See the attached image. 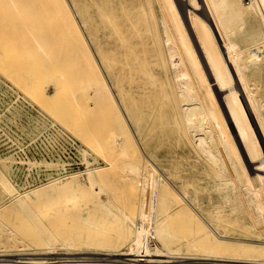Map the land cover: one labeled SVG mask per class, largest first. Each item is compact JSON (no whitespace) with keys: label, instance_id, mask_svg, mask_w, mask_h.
I'll return each mask as SVG.
<instances>
[{"label":"rangeland","instance_id":"obj_1","mask_svg":"<svg viewBox=\"0 0 264 264\" xmlns=\"http://www.w3.org/2000/svg\"><path fill=\"white\" fill-rule=\"evenodd\" d=\"M147 1L153 8L157 32L156 43H158L154 51L158 52L159 61L158 66L153 69L157 85L149 83L150 87H136L137 83L134 80L125 81L122 87L117 86L116 76L106 68L103 56L98 52L95 41L90 35L94 26L91 25L92 28L83 22L74 0H62L60 3L68 8L67 16L56 14L49 5L45 7L37 5L38 7L34 8L30 5L18 6V8L0 5V118L13 117L17 120H25L29 134L39 129L41 120L42 124L56 125L63 135L74 139L81 148L80 166L64 173L61 172L60 166L48 163L46 164L48 177L32 187H21L16 184L11 157L0 153V175L7 179L13 188L12 194H9L0 185V229H2L0 254L12 256L22 252H48L51 255L15 257L65 258L81 256L63 255L65 252L92 253L93 251L73 250L67 252L60 245H56L52 251L42 250L45 246L41 245L16 249L8 247L7 241L18 240L19 244L28 245L29 242L22 235L25 231L38 232L39 230L32 225L39 223L40 217L44 215L48 218L59 216L54 213L55 204L46 206L43 203L42 211L35 213L33 219H28L24 212L13 208L14 194L32 192L48 184H63L70 180L71 176L75 177L74 184L90 189L87 171L102 168H105L106 172L101 190H98V184L94 181L91 188L97 194L95 193L88 203L85 200L75 201L67 210V214L60 216V220L57 221L70 225H85L90 224L92 214L95 215L98 219L95 229L113 242L105 244L104 247L95 246L103 249L94 252L99 254L96 255L97 257H111L109 254L119 253L115 250L120 249V246H114V241L125 228L122 214H129L133 216L134 221H137L138 205L136 204H139L143 207L141 212L144 216L154 215L151 212V209H154L151 203H155L158 195L152 179L155 174L160 175V180L182 200V211L178 214L173 213L175 203H171L169 207L164 206L167 230L173 240L172 248L193 239L204 230H208L211 237L219 241L227 240L264 247V145L258 141L249 153V157L254 160L253 164L243 171L236 172L242 174L246 171L252 172V178L246 182V188L250 186L248 191L254 197L251 200L247 190L243 188L242 180L246 179L245 176H236L235 171L224 166V157L218 153L219 142L225 132L224 118L215 115L209 123L206 144H196L192 132L187 128L185 115L188 106L183 97V89H186L189 91L190 102L203 118L206 114V105L212 107L221 99L218 96H215L216 99L213 98L206 77L197 65L188 44L190 38L199 39L208 34L209 25L220 20L229 31L225 32L227 37L237 39L232 47L238 52L239 66L246 74H255L261 80V87L253 98L258 114L264 116V25H262L264 17L261 18L254 0H165V7L161 5L160 0ZM38 2L43 3V0ZM230 2L234 3L236 9L239 6L244 9L241 23L234 26ZM172 12L175 13L174 20H170L173 17ZM142 15L145 19L139 29H145L150 22L151 12L148 6L142 10ZM66 17L71 18L72 21L68 19L67 23H64ZM170 21L173 27L168 29ZM65 24L77 28L82 46L70 42L71 32ZM249 32L258 34L243 40ZM212 35L214 36V33ZM103 37L99 35L97 41L106 48ZM256 39L259 40L254 43ZM150 40L152 38H146V41ZM209 42H211L210 37L206 39L204 46L211 59L214 76L222 84L221 74L226 73L225 65L220 54L211 48ZM77 47L81 50L83 47L85 53L89 54L93 69L97 70L106 87H78L80 82L74 81L78 73L75 66L78 63L68 58L59 60V56L67 57L68 53L69 56L73 55ZM16 62L20 63V68H16ZM14 68H16L15 72H13ZM22 76L28 79L29 83L26 86L23 85V79H20ZM141 77L147 76L141 73ZM64 81L70 82L69 87H64ZM48 94H56L60 101H66L73 116L67 117L65 122L58 121L48 111L46 102ZM94 94L99 96L95 97ZM137 112L140 116H144L143 120H135ZM231 115L241 117L238 109ZM174 118H177L179 131L172 123ZM161 120V125L164 126L162 131L160 127L156 128V124ZM73 121L79 124L84 134H94L95 138L100 139V146L94 143L87 144L83 135L81 136L73 127ZM5 126L6 130L10 129L8 125ZM113 128H117L118 134L115 138L118 141L117 144L110 145ZM122 150L128 153L127 158L121 154ZM62 153V156H67L65 151L62 150ZM110 161H113V164L107 168L106 163ZM130 162L141 165L143 169L130 175L125 169ZM144 175L148 177V182H145ZM251 183H255V186H251ZM239 188L241 191L238 190ZM147 199L151 202L148 204L149 207L145 204ZM46 202L52 204L53 201L47 199ZM104 203H110V212L107 210L105 212L103 208L96 206ZM35 207L39 208L37 205ZM89 229H91L90 225L86 230ZM185 249L187 254L171 251L162 254L160 258L214 256L218 259L221 256L219 259H236L226 254L223 257L222 254H212V256L205 252L199 254L190 252L188 247ZM132 252L137 255L147 254L143 245L135 247ZM170 255L173 258L169 257ZM165 256L167 258H164ZM246 258L242 257L241 260H251ZM7 261L0 260V264L15 262L20 264L19 262L27 260ZM44 261L56 260L44 259ZM70 262L81 261L70 260Z\"/></svg>","mask_w":264,"mask_h":264},{"label":"bare ground","instance_id":"obj_2","mask_svg":"<svg viewBox=\"0 0 264 264\" xmlns=\"http://www.w3.org/2000/svg\"><path fill=\"white\" fill-rule=\"evenodd\" d=\"M61 1L62 0H43V3H39L38 0H0V5L12 8L27 5H30V7L33 8L38 7L37 5H43L44 7L49 5L54 9V11H56V14H63L64 16H67L69 10L65 5L60 4ZM254 1L253 2L257 6L256 8H258L260 12L259 14L261 15V18L264 17V0ZM74 3L76 4V8L80 16H82L81 18L83 22L90 27H92L91 25L94 26V28L92 27L93 29H91L92 32H90V35L95 41L98 52L103 56L102 58L105 61L106 68L110 70L114 76H116L115 81L117 86L122 87L125 81L127 82L132 80L136 81V87H150L148 86L149 83L156 86L157 83L154 77L153 69L158 66L159 62L157 59L158 52L154 51L155 46L158 43H156V23L153 15V8L151 7L150 2L147 0H74ZM160 3L165 7V0H160ZM146 6L149 7L151 12L150 22L147 23L145 29H139V26H141L143 20L145 19L142 15V10L146 9ZM230 6L232 17H234V23H232L234 26V24L241 23L244 9L241 6H239L238 9L234 8L233 2H230ZM172 15L173 17L170 20H174L175 18V13ZM68 19L66 17V19H64V23H67ZM69 20L72 21L71 18ZM262 21H264V19H262ZM170 23L171 24L168 26V29L171 26L173 27L172 21H170ZM67 26L68 25H66V27ZM209 26L210 32L208 34L199 39L190 38L188 40V44L196 59L197 65L201 68L206 77V82H208V85L210 86V92L213 98L218 96L221 99L218 104H213L212 107L206 105V114L203 118L200 116L199 111L196 110L190 102L189 91L183 89V97H185L184 101L188 106L185 115V118L187 119V128L192 132V136L194 138L193 140L196 144L205 145L209 136V123L215 115L218 118H224L223 123L225 132L220 139L218 153L220 156L224 157V166H227L231 168L230 170L235 171L234 174L236 176H245L246 179L242 180L244 186L243 188L247 190L248 196L251 200H253L254 197H252L251 192L248 191L250 186L248 189L246 188V182L252 178V172L246 171L243 174L236 172L240 170L243 171V169H246L253 164L254 160L249 157V153L253 150L255 145L258 144V141L261 145H264V116L258 114L254 101L255 99L253 98L261 87V80L257 78L255 74H246L239 66L237 60L238 52H236L237 50L232 47L233 42L235 40L237 41V39H229L227 37L225 32L229 31L225 29L224 23L218 20L211 23ZM68 29L71 32V34H69L71 39L70 42L75 45L77 44L82 46L83 44L80 39L81 36H79L77 28L73 25L72 28L68 26ZM98 32H100V34H98ZM212 33H214V36ZM253 34L257 35L258 33L255 32ZM253 34L250 32L247 33L245 37H243V40L252 38ZM99 35L104 36L103 43H106V48H103L101 43L97 41V37ZM147 37L152 38V40L146 41ZM208 37H210L211 40V42H209L211 48L220 54V57L223 59L222 61L225 65L226 73L224 75L221 74L222 69L221 71L219 70L222 76V84H220L214 76V71L210 64L211 59H209L206 47L204 46ZM258 40L259 39H256L254 43L258 42ZM81 48L82 50L78 47L74 49L73 55L70 54L69 56L68 53L67 57L59 56V60L61 58H68L69 60L72 59L78 63V65L76 64L75 66L76 72L78 73H76L77 76L75 77V80L73 79L74 81L80 82L78 87H106L97 70L95 68L93 69L92 60L90 59L89 54L85 53L83 47ZM51 49L53 50L52 47ZM15 65L16 68H20V63L16 62ZM16 68H14L13 72L16 71ZM141 73L145 74L147 77H141ZM20 79H23L22 82L25 86L29 83L25 76L20 77ZM69 84L70 82L64 81L63 85L64 87H67ZM94 95L95 97L99 96L96 94ZM215 99L213 100L215 101ZM46 102L48 111L58 121L65 122L67 117L69 118L73 116L69 109V104L64 100L60 101L56 94H48ZM237 109L241 113V117H232L231 114H233V112ZM139 114L140 113L137 112V115L135 116L136 121L143 120L144 118V116H140ZM161 119L163 120L162 117ZM162 120L160 123L156 124V128L160 127L159 129L161 131L162 127H164L161 125ZM163 121L166 124V121ZM176 121L177 118H174L172 123L176 125L175 128L179 131V126ZM205 123L207 126H205ZM72 124L73 127L78 130L80 135H83L87 144L91 145L94 143L100 146L101 140L95 138L94 134H84V131L79 127V124H77L76 121H73ZM116 131L117 128H113L112 138L109 141L110 145L117 144L118 140L115 137L118 133H116ZM120 148H122V145H120ZM121 154L126 158L128 157V153L124 150L121 151ZM112 164L113 161L106 163L107 168L112 166ZM125 169L126 172L130 173V175H133L140 172L143 167L137 163L130 162ZM105 172V168L87 171L86 175L89 181L90 189H85V187L74 184L75 177L71 176V179L63 184L53 183L37 188L32 192H26L23 194L16 193L14 194L13 199V208L21 210L22 213L24 212L28 219H33V217H35V213L42 211L41 207L43 203H45L46 206L55 204L56 208L54 213L59 216L55 218H48L46 215H44V217H40L41 221L32 225L33 228L39 230L38 232L25 231L24 234H22L29 242L28 245H24L22 243L19 244L18 240L11 241L8 239V247L18 249L20 247L30 245H41L45 246L42 250L52 251L56 245H60L63 246L66 251H93L92 253L65 252L63 255H81L65 258L58 256L18 258L15 256L51 255V253L22 252L18 254L16 252L17 254L12 256L0 254V260H9V262L19 259L27 260L26 262H19L20 264H264V247L241 243L238 244L228 242L227 240L219 241L212 238L208 230H204L193 239L186 240L182 245L172 248L171 244L173 240L170 238L171 234H169V231L167 230L168 223L164 206L169 207L171 203H175L173 213L178 214L182 211V200L179 198V195L173 194V192L169 190L168 186L160 180V175L158 174L152 176L155 188L158 192L157 199L155 200V203L149 202L148 199L147 202L145 201L146 205L149 203L153 204L154 209L152 208L151 212L154 215H147L148 217L144 216L141 212L143 207L139 204H136L138 205V214H136L137 221H134L133 216L129 214H122L125 228L123 232L121 231V233L117 235V238L114 241V246H120V249L115 250L119 253L109 254L111 257H97L96 255L99 254L94 252L103 249L95 246L102 245L104 247L105 244H112L113 242L110 241L109 237L101 235L97 232L98 230H96L94 226L97 224L98 219L95 215L92 214L90 224L86 223L85 225H70L61 222L58 223L57 221L60 220V216L67 214V210L70 209L75 201L85 200L86 203H88V201L93 198V195L95 193L97 194V192H93L94 190L91 188L94 181L98 184V190H101V186L104 185L103 179L105 177ZM144 179L145 182L149 181L148 177L145 175ZM174 180L177 181L176 179ZM9 183L7 182V179L5 180L3 176L0 175V185L2 189L7 193L12 194L11 192L13 188ZM251 186H255V183H251ZM238 190H240V188ZM47 199H52V204H47ZM35 205L39 208L37 209ZM96 206L103 208L104 211L107 210V212H110V203L97 204ZM147 207H149V205ZM148 212L150 211L148 210ZM89 225L91 229L86 230ZM80 228L83 229L81 230ZM140 245L144 246L147 254L137 255L132 252L135 247ZM186 247L190 249L188 251L198 254L200 252H205L208 255L222 254V257L226 254L230 255L229 257H235L236 259H219L221 256H219L218 259H215L213 255L212 258L207 256V258L191 256H178L179 259L160 258L162 254L170 253L171 251L187 254V250L185 249ZM83 254L87 256H84ZM169 257L173 258L171 255ZM240 257H247L246 259L249 258L251 260H241ZM164 258L167 257L165 256ZM44 259H53L56 261L47 262L44 261ZM61 259L64 261H61ZM70 260H78L81 262H70ZM14 264L18 263L15 262Z\"/></svg>","mask_w":264,"mask_h":264},{"label":"built area","instance_id":"obj_3","mask_svg":"<svg viewBox=\"0 0 264 264\" xmlns=\"http://www.w3.org/2000/svg\"><path fill=\"white\" fill-rule=\"evenodd\" d=\"M42 123L41 120L39 129L29 134L25 120L0 118V153L11 157L15 182L21 187H32L45 181L48 163L60 166L64 173L81 165L80 145L63 135L58 126ZM5 124L10 129L6 130ZM62 150L67 156H62Z\"/></svg>","mask_w":264,"mask_h":264}]
</instances>
